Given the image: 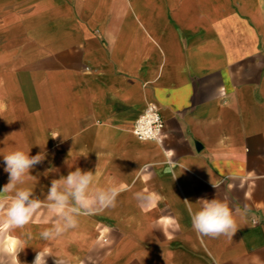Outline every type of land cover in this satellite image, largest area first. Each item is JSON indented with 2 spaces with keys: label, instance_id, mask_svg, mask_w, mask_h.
I'll use <instances>...</instances> for the list:
<instances>
[{
  "label": "crops",
  "instance_id": "0c3cea01",
  "mask_svg": "<svg viewBox=\"0 0 264 264\" xmlns=\"http://www.w3.org/2000/svg\"><path fill=\"white\" fill-rule=\"evenodd\" d=\"M149 103L162 144L131 132ZM17 148L45 155L34 198L77 167L121 191L55 241L46 205L0 224V264H264V0H0V153ZM215 198L250 209L232 239L192 228L185 200Z\"/></svg>",
  "mask_w": 264,
  "mask_h": 264
},
{
  "label": "clouds",
  "instance_id": "9594fccd",
  "mask_svg": "<svg viewBox=\"0 0 264 264\" xmlns=\"http://www.w3.org/2000/svg\"><path fill=\"white\" fill-rule=\"evenodd\" d=\"M29 153L30 149L26 152L21 148L0 153L6 165L4 171L9 174V182L0 191V224H7L11 228H24L37 211L46 205L55 214V222L51 227L44 229L40 236L44 240L55 241L69 230L78 227L79 216L91 214L96 207L106 209L116 206L121 188L117 185L96 187L95 174L91 171H82L78 167L75 171H70L66 177L61 176L52 180L45 200L34 198L33 190L23 185L29 179H36L30 175V170L41 163L45 155L42 152L30 156ZM211 183L217 189L220 182H214L212 179ZM5 194H9L10 199ZM185 203L189 204L193 230L201 236L213 239L221 236L232 239L240 229V222L244 221L250 211L247 205L243 208H232L227 201L216 198L199 200L196 209H193L192 203L187 200ZM34 264H45L40 252Z\"/></svg>",
  "mask_w": 264,
  "mask_h": 264
},
{
  "label": "built area",
  "instance_id": "2783aa9c",
  "mask_svg": "<svg viewBox=\"0 0 264 264\" xmlns=\"http://www.w3.org/2000/svg\"><path fill=\"white\" fill-rule=\"evenodd\" d=\"M163 130L164 120L159 108L154 103H149L134 121L131 132L140 141L162 144Z\"/></svg>",
  "mask_w": 264,
  "mask_h": 264
}]
</instances>
